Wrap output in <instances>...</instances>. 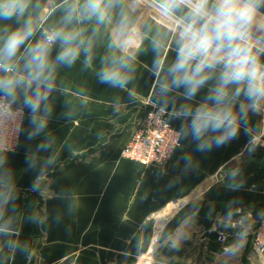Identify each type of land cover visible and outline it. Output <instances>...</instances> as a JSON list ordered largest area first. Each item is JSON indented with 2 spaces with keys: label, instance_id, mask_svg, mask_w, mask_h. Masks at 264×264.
I'll return each mask as SVG.
<instances>
[{
  "label": "crops",
  "instance_id": "1",
  "mask_svg": "<svg viewBox=\"0 0 264 264\" xmlns=\"http://www.w3.org/2000/svg\"><path fill=\"white\" fill-rule=\"evenodd\" d=\"M66 8L65 0H32L29 14L37 26L32 42L39 38L38 24L44 19L60 26ZM122 17H127L126 35L119 34ZM172 23L157 0H120L110 24L74 23L86 29V36L98 27L92 60L86 64L82 53L73 65L57 67L46 129L29 138L33 128L28 110L20 102L12 105L25 114L17 149L0 154V180L10 176L14 193L0 208V222L7 221L14 230L11 236L0 235V264H263L252 246L264 214L260 109L246 108L247 123H240L235 138L198 151L176 110L197 105L207 90L191 101L174 94L173 107L167 108L182 143L172 158L146 166L120 155L145 103L161 102L153 66L132 64L126 89L102 83L97 73L106 57L121 54L116 45L123 40L139 41L138 47L128 48L132 55L173 53L172 46L157 53L152 44L159 38L171 45ZM5 24L19 27L15 20H0V28ZM254 36L264 41V30ZM58 50L53 48V57ZM41 143L50 147L38 149ZM30 159L37 161L36 167L30 166ZM47 159L52 163L44 166L37 181ZM42 229L51 234L48 243L38 238ZM85 231H92L93 247L107 251L72 253V246H83ZM220 232L224 242L217 240ZM59 237L76 243L62 248L55 241Z\"/></svg>",
  "mask_w": 264,
  "mask_h": 264
},
{
  "label": "clouds",
  "instance_id": "2",
  "mask_svg": "<svg viewBox=\"0 0 264 264\" xmlns=\"http://www.w3.org/2000/svg\"><path fill=\"white\" fill-rule=\"evenodd\" d=\"M65 3L60 26L43 29L32 42L37 31L29 14L32 0H0V20L19 23L15 29L7 24L0 28V108L8 110L20 102L28 110L33 128L29 138L39 136L47 127L52 111L50 97L57 88V67L73 65L82 53L86 64L92 60L98 27L86 36V29L72 25L93 20L97 26L110 24L120 0ZM159 5L173 21L169 29L172 43L156 38L153 48L159 53L172 46L175 51L172 61L158 55L153 63L161 103H167L172 93L191 101L207 88L200 103L181 105L176 115L187 122L183 131L197 142L198 151L210 150L213 143L219 147L236 137L241 122L247 123L246 108L256 112L264 107V43L254 36L264 30V19H258L264 16L260 13L264 0H159ZM126 22L127 17H122L120 35H126ZM132 45L138 47L139 41L123 40L116 45L121 54L105 58L97 73L102 83L127 88L134 71L132 54L127 51ZM48 147L45 143L38 145V149ZM51 163V159L43 162L37 181L43 176L44 166ZM29 164L36 167L37 161L30 159ZM37 189L38 183H34L33 190ZM13 199L9 176L0 180V208ZM13 231L10 223L0 222V235L11 236Z\"/></svg>",
  "mask_w": 264,
  "mask_h": 264
},
{
  "label": "built area",
  "instance_id": "3",
  "mask_svg": "<svg viewBox=\"0 0 264 264\" xmlns=\"http://www.w3.org/2000/svg\"><path fill=\"white\" fill-rule=\"evenodd\" d=\"M50 26L41 24V31ZM41 33V32H40ZM148 102V101H147ZM23 111L20 108H0V153L13 151L20 140ZM181 146V132L168 120L166 112L150 106L138 122L121 155L143 165H163ZM217 240L224 242L220 232ZM252 246L264 264V214L252 236Z\"/></svg>",
  "mask_w": 264,
  "mask_h": 264
},
{
  "label": "rangeland",
  "instance_id": "4",
  "mask_svg": "<svg viewBox=\"0 0 264 264\" xmlns=\"http://www.w3.org/2000/svg\"><path fill=\"white\" fill-rule=\"evenodd\" d=\"M41 24H43V25H45V26H50V27H52L51 25H49V24H47V23H45L44 22V19L38 24V26H39V37H40V32H41ZM262 43H264V41H261ZM170 51H174V49L173 48H170ZM162 59H165L166 60V62H170V61H172L174 58H175V51L173 52V53H168V54H165V55H163V56H160ZM155 58H157L156 56H152V55H145V56H136V55H132V60H131V63L133 64V66H138V64H140L141 66H153V63H154V60H155ZM140 59H142V60H144V61H142V62H140ZM145 63L146 64H148V65H145ZM152 75H153V72H152ZM153 84H155L154 85V89H156V87H157V84H156V78H155V76L153 75ZM207 90V88H204V89H202V90ZM174 94H176V93H172V94H170L169 95V97L167 98V103H161V102H146L145 103V105H146V109H145V111H144V113L140 116V118H139V120L137 121V123H136V126H135V129H136V127H137V124H138V122L141 120V118L145 115V113L147 112V110L149 109V107L150 106H156V107H158V108H160V109H162V110H164L165 112H166V116H167V118H168V120H169V122L172 124V122L170 121V119H169V114H170V112H171V110L170 109H168L167 107L168 106H170V108L171 107H173V99H172V95H174ZM14 108V107H13ZM20 109L23 111V118H22V124H23V119H24V114H25V111H24V109L22 108V107H20ZM260 112H261V124H260V126H261V133H262V135H264V107H261L260 108ZM173 125V124H172ZM174 126V125H173ZM175 127V126H174ZM175 128H177V127H175ZM135 129H134V131H135ZM178 129V128H177ZM179 130V129H178ZM133 131V132H134ZM180 131V130H179ZM133 132H132V134H133ZM181 132V131H180ZM21 133H22V126H21ZM21 133H20V139H21ZM132 136V135H131ZM181 136H182V134H181ZM131 138V137H130ZM264 138V136H262V139ZM130 140V139H129ZM129 140H128V142H129ZM19 142H20V140H19ZM127 142V143H128ZM126 143V144H127ZM181 143H182V139H181ZM125 144V145H126ZM18 145H19V143H18ZM18 145H17V147H18ZM124 145V146H125ZM123 146V147H124ZM17 147L13 150V151H11V152H4V153H12V152H14L16 149H17ZM122 147V148H123ZM122 150V149H121ZM0 154H3V153H0ZM175 154V153H174ZM120 155H121V152H120ZM122 156V155H121ZM123 157V156H122ZM123 158H125V159H128V160H131V159H129V158H126V157H123ZM219 234V233H218ZM38 238L39 239H42L43 241H45V242H49V240H50V238H51V234H49L47 231H45V230H41V231H38ZM54 238V237H53ZM93 236H92V231H85L84 232V240H82V241H84V244H83V246L82 245H80L79 247H74V246H72V248H73V252L72 253H80V251H83L84 250V253H86V254H90V253H97L98 251L101 253H103V252H105V251H107V249L106 248H98V247H93V244L95 243V241L93 240ZM55 241L57 242V243H59V244H61V247L62 248H65V247H67V245L66 244H69V246L70 245H72V244H74V243H76V239H69V238H66V237H59V239H55ZM71 250V249H70Z\"/></svg>",
  "mask_w": 264,
  "mask_h": 264
},
{
  "label": "water",
  "instance_id": "5",
  "mask_svg": "<svg viewBox=\"0 0 264 264\" xmlns=\"http://www.w3.org/2000/svg\"><path fill=\"white\" fill-rule=\"evenodd\" d=\"M159 2V0H157ZM261 60L264 61V55H261Z\"/></svg>",
  "mask_w": 264,
  "mask_h": 264
}]
</instances>
